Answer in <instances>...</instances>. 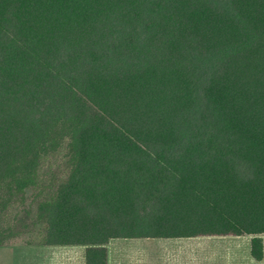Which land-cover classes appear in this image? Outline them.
Instances as JSON below:
<instances>
[{
  "label": "trees",
  "instance_id": "trees-1",
  "mask_svg": "<svg viewBox=\"0 0 264 264\" xmlns=\"http://www.w3.org/2000/svg\"><path fill=\"white\" fill-rule=\"evenodd\" d=\"M32 230L262 260L264 0H0V246Z\"/></svg>",
  "mask_w": 264,
  "mask_h": 264
},
{
  "label": "rangeland",
  "instance_id": "rangeland-1",
  "mask_svg": "<svg viewBox=\"0 0 264 264\" xmlns=\"http://www.w3.org/2000/svg\"><path fill=\"white\" fill-rule=\"evenodd\" d=\"M241 237V238H240ZM208 235L195 238H122L111 240L110 260L119 246L134 245L145 260H155L159 264H264L250 256L248 236ZM179 242L191 243L194 250L191 261L186 257L189 250H174ZM42 233L37 230L22 235L13 242L0 246V264H55L61 255L53 246L42 245ZM243 243V244H242ZM123 247V246H122ZM118 252V251H117ZM149 255V256H148ZM121 264H129L122 253L118 257ZM117 260V259H116Z\"/></svg>",
  "mask_w": 264,
  "mask_h": 264
},
{
  "label": "crops",
  "instance_id": "crops-1",
  "mask_svg": "<svg viewBox=\"0 0 264 264\" xmlns=\"http://www.w3.org/2000/svg\"><path fill=\"white\" fill-rule=\"evenodd\" d=\"M195 237H197V236H195ZM195 237H180V238H195ZM239 237L240 236H235L236 240H239L238 239ZM247 238H248V241H250V236H248ZM116 239H118V238H116ZM122 239L125 240L126 238H122ZM128 239H133V238H128ZM165 239H169V238H165ZM262 239H263V245H264V235H262ZM111 240H113V239H111ZM111 240L108 242V244L106 246V248H107V264H121L119 261L121 259H119L118 257L120 255H122V253H123L124 257L126 258L125 261H128L129 264H159L155 260H153V261L147 260L146 261L144 255L140 254L137 251V249L134 247V245H125V243L122 245L123 247L119 246L120 249L116 250L114 253L117 260L116 259L110 260ZM176 244H177V247H174V250L175 249L179 250V253L182 250H189V253L186 254L187 255L186 259H187V261H189V260L191 261L192 254L194 253V250L189 248L191 243L188 244V243H183V242L178 241V243H176ZM52 248H55V249L57 248V250H60V255H61L58 263H55V264H85V260H84L85 247L84 246H53ZM255 261H257V260H255ZM259 261H262V260H259Z\"/></svg>",
  "mask_w": 264,
  "mask_h": 264
}]
</instances>
